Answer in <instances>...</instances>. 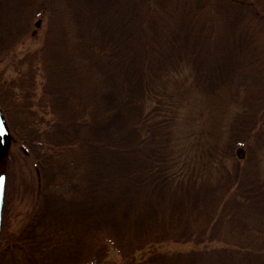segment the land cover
<instances>
[{
  "label": "trees",
  "instance_id": "trees-1",
  "mask_svg": "<svg viewBox=\"0 0 264 264\" xmlns=\"http://www.w3.org/2000/svg\"><path fill=\"white\" fill-rule=\"evenodd\" d=\"M63 6L43 44L13 61L10 101L35 102L39 66L38 106L52 118L43 132L27 120L34 125L20 138L31 150L41 144L40 193L19 240H2L11 246L3 263L115 264V253L130 264H264L262 220L251 221L244 210L246 203L264 208V179L222 169L215 181L217 150L174 151L172 125L189 95L174 91L173 80L167 90L168 75L183 62L191 66L185 81L210 92L230 80L241 86L240 74L253 70L264 79V27L253 31L264 10L253 0H168L164 9L155 0ZM34 12L31 2L0 0L7 51L29 34ZM211 12L216 19L208 20ZM260 87L253 109L264 107V100L256 106L264 81ZM0 104L5 111L1 95ZM57 181L69 191H58Z\"/></svg>",
  "mask_w": 264,
  "mask_h": 264
},
{
  "label": "rangeland",
  "instance_id": "rangeland-1",
  "mask_svg": "<svg viewBox=\"0 0 264 264\" xmlns=\"http://www.w3.org/2000/svg\"><path fill=\"white\" fill-rule=\"evenodd\" d=\"M27 1L31 2L37 11L31 17L32 24L29 34L21 43H18L15 50L10 51H7L8 40L5 38L6 35L3 38L0 37V95L6 104L4 113L11 130V137L8 139L7 146L4 148L0 144V172H8L1 240L6 241L7 237L11 238L9 244L19 240L24 227L32 221L41 185L40 171L36 165L37 151L38 153L41 151V144L33 145L31 150V146L28 147L20 143V138L32 129L28 126L29 124H35L40 132L45 131L52 118L51 112L46 106H38V102H41L39 97L42 88V76L37 65L36 77L33 79L37 83V95L34 96L36 103L26 107L19 100L10 101V96L7 94L9 80L18 73L16 71L18 68H14L13 61H16L22 54H26V51L29 54L43 44L46 33L50 31L52 23L64 7V0H23L25 3ZM253 1L259 9L264 10V0ZM155 3L160 4L163 8L168 5V0H155ZM146 5L148 4L146 3ZM211 16L208 20L216 19L212 12ZM38 21L40 22L39 25H37ZM263 27L264 23L260 22L259 26L253 27V31L257 33L260 31L259 28ZM251 33L253 32L251 31ZM29 58L32 56L30 55ZM153 62L156 64L155 60H152V64ZM18 67L20 68L21 65ZM176 69V71H172L173 74L168 75V81L173 80L174 83L177 81L179 90L175 89L174 91H181L185 95H189V100H187L186 105L178 108L177 121L172 125L173 150L181 153L193 151L207 153L209 150H217L221 163L217 160L218 167L216 165L213 167V180L215 181L217 172L222 169L226 171L227 176L238 171L241 179L251 176L255 179H264V107L261 110L251 107L252 102L256 99L254 92L262 90L260 86H262L264 79L259 72L253 70L248 74L241 73V79H245L240 83L241 86L238 85L239 82L230 80L217 90L210 92L201 88H194V85L191 87L189 80L185 81L187 73L191 69L189 63L183 62ZM173 81L167 89L169 92L170 88L173 87ZM153 87L158 92L159 82L156 79L153 81ZM237 89L240 90V95H236ZM162 93L168 92L164 89ZM154 95L148 100L149 107L155 102L157 96L156 93ZM263 100L264 96L257 101L256 106ZM155 116L157 118V115ZM27 120L33 121L34 124L30 121L27 122ZM158 127L159 124L156 119L151 123V129L155 132ZM41 137L43 138V134ZM59 177L61 176L56 175L54 179H51L59 180ZM223 181H225L224 178L219 179V182L223 183ZM60 182H58L59 189L57 190L68 192L69 190L65 189L67 184L63 185ZM244 208L250 216L249 219L252 221L259 217L264 228V208H253L248 203L245 204ZM2 245L0 264H5L3 259L6 258L7 260L11 256L8 252L11 246ZM85 249L82 253H87ZM15 255L20 256L21 251L16 250ZM111 257L115 260V264H130V261L122 255L113 253Z\"/></svg>",
  "mask_w": 264,
  "mask_h": 264
},
{
  "label": "water",
  "instance_id": "water-1",
  "mask_svg": "<svg viewBox=\"0 0 264 264\" xmlns=\"http://www.w3.org/2000/svg\"><path fill=\"white\" fill-rule=\"evenodd\" d=\"M10 136H11L10 128L5 119L3 110L0 107V144L2 147L5 148L7 146V142ZM7 178H8V174L6 171L0 173V240H1V232H2L3 209L5 203ZM92 264H105V263H92Z\"/></svg>",
  "mask_w": 264,
  "mask_h": 264
}]
</instances>
